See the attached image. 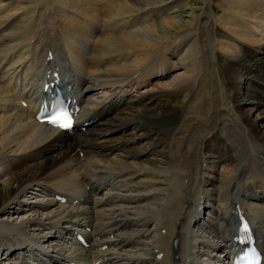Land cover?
Returning <instances> with one entry per match:
<instances>
[{"label": "bare ground", "instance_id": "obj_1", "mask_svg": "<svg viewBox=\"0 0 264 264\" xmlns=\"http://www.w3.org/2000/svg\"><path fill=\"white\" fill-rule=\"evenodd\" d=\"M189 4L0 0V264H226L242 217L264 249V0ZM49 69L84 131L34 119ZM154 74L183 103L117 117Z\"/></svg>", "mask_w": 264, "mask_h": 264}, {"label": "rangeland", "instance_id": "obj_2", "mask_svg": "<svg viewBox=\"0 0 264 264\" xmlns=\"http://www.w3.org/2000/svg\"><path fill=\"white\" fill-rule=\"evenodd\" d=\"M189 5H186V6H184V5H182L181 7H179V9L180 10H184L183 11V15H186V14H188L187 12H185V11H189V9H190V6H192V7H195V6H197L196 7V11H199V6L201 5V0H189ZM186 9V10H185ZM189 16V15H188ZM189 19H191L192 17L191 16H189L188 17ZM188 19V20H189ZM184 20L187 22L188 20H187V18H184ZM224 56V55H223ZM223 56H221V61H220V64H222V65H225V62H227V57L225 58V57H223ZM260 60H264V56H261V55H257V56H253V58L251 59V60H247L246 61V63H248L250 66H253L254 65V63H255V61L257 62H259ZM250 61V62H249ZM178 71L179 72H181V73H183L184 72V69L183 68H180V69H178ZM222 72H223V80L225 81V76H226V73L224 72V70H222ZM170 78L171 77H169V76H166V77H164V76H160V75H156V74H154V76L152 75V76H149L148 77V79H147V83L145 84V85H141V86H135V84H131V86H132V90H131V92H133L132 94H136L137 92H136V90L137 89H139V92H141V94H143L142 95V98H141V100L140 101H138L137 103H133L131 106H129L128 108H122V110H120L121 112H116L117 113V117H119V118H122V117H127V115H128V113H129V111L130 110H133L132 112L133 113H136V111H137V114L138 113H140L141 111L143 112V111H145V112H147L148 110H150V108H155V112H157V111H159V109H158V106H157V103L155 102L156 101V99H155V97L158 95H160L161 93L159 92L160 90H161V86L163 85V84H165V82L167 81V82H169V80H170ZM166 82V83H167ZM242 83H243V81H242ZM119 90H120V88H118ZM146 89L149 91L148 93H146ZM118 90V91H119ZM224 91L226 92V94L227 95H229V96H231L232 94H233V90L230 88V86H227V87H225L224 88ZM98 92V93H97ZM97 92H95L94 93V97H95V99H97V100H100L101 98H100V96L102 95L101 93L102 92H99V91H97ZM131 93H128V95H126V96H129ZM145 94V95H144ZM183 94L182 93H178V94H176L175 96H173V98H170L169 100L168 99H166V97L163 95V94H161L160 96L162 97V99L163 100H166L167 102H169V101H171L174 105L175 104H178L179 103V105L180 104H182L183 103V96H182ZM100 98V99H99ZM181 102V103H180ZM247 102V101H246ZM156 103V104H155ZM145 104V105H144ZM155 105V106H154ZM244 106H246V107H249L248 105H246V104H243ZM144 107H148L147 109L146 108H144ZM143 109V110H142ZM158 109V110H157ZM256 113L257 112H254V115L253 116H256ZM131 114V113H130ZM121 115H122V117H121ZM134 115V114H133ZM133 115H132V117H133ZM114 116V115H113ZM153 115H150V117H152ZM120 133H122V132H115V133H110V136H111V138H116V137H120V136H122ZM141 131L138 129H134V128H132V126H130V127H127L125 130H123V134L125 135V136H127L128 137V135L129 136H131V137H135L134 138V143H133V146L135 145V147L136 148H138L139 150H140V148L142 149L143 147H147L148 146V144H149V140L148 139H145L144 137H141L140 135H141ZM101 139H104L102 136H99L98 137V140H100L101 141ZM157 148H162L160 145H158V147Z\"/></svg>", "mask_w": 264, "mask_h": 264}, {"label": "snow or ice", "instance_id": "obj_3", "mask_svg": "<svg viewBox=\"0 0 264 264\" xmlns=\"http://www.w3.org/2000/svg\"><path fill=\"white\" fill-rule=\"evenodd\" d=\"M62 126H64V127H67L68 125H67V124H65V125H62Z\"/></svg>", "mask_w": 264, "mask_h": 264}]
</instances>
